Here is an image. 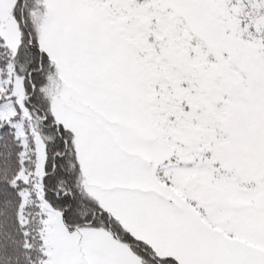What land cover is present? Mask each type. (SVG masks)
<instances>
[{"label": "snow or ice", "instance_id": "6c2138e0", "mask_svg": "<svg viewBox=\"0 0 264 264\" xmlns=\"http://www.w3.org/2000/svg\"><path fill=\"white\" fill-rule=\"evenodd\" d=\"M0 264H264V0H0Z\"/></svg>", "mask_w": 264, "mask_h": 264}]
</instances>
